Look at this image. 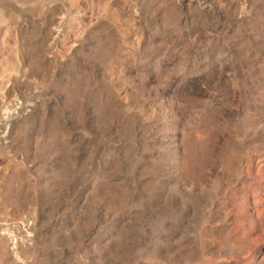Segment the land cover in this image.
Segmentation results:
<instances>
[{
  "label": "rangeland",
  "instance_id": "obj_1",
  "mask_svg": "<svg viewBox=\"0 0 264 264\" xmlns=\"http://www.w3.org/2000/svg\"><path fill=\"white\" fill-rule=\"evenodd\" d=\"M45 1L0 0L5 200L42 207L29 264H264V0H143L132 49L110 19L62 60Z\"/></svg>",
  "mask_w": 264,
  "mask_h": 264
},
{
  "label": "built area",
  "instance_id": "obj_2",
  "mask_svg": "<svg viewBox=\"0 0 264 264\" xmlns=\"http://www.w3.org/2000/svg\"><path fill=\"white\" fill-rule=\"evenodd\" d=\"M142 1L91 0L88 13L84 9L88 0L45 1L47 16L39 19L38 24L47 25L49 29L48 57L62 60L71 50L82 46L91 26L110 19L122 35L124 49H132L143 14ZM20 162L25 167L29 166L22 156ZM4 175L5 172L0 174V237L7 242L12 264H29L31 257L26 250L36 244L41 230L42 207L36 198L22 204L6 201Z\"/></svg>",
  "mask_w": 264,
  "mask_h": 264
},
{
  "label": "bare ground",
  "instance_id": "obj_3",
  "mask_svg": "<svg viewBox=\"0 0 264 264\" xmlns=\"http://www.w3.org/2000/svg\"><path fill=\"white\" fill-rule=\"evenodd\" d=\"M182 1L183 0H181V3H182ZM203 2H205V1H203ZM183 3H184V5H186L185 2H183ZM205 5H206V3L199 4V6H205ZM8 94L10 95V90H9ZM27 107H28V105L25 104L24 102H21L20 104L19 103L13 104L12 100L11 101L9 100V102L7 104V108L8 109L6 108V110L3 112L4 113V117H5V120H4L5 123L7 125H10L11 126L12 123L14 122V120L17 119V118H19V116L22 114L23 111L26 110Z\"/></svg>",
  "mask_w": 264,
  "mask_h": 264
}]
</instances>
